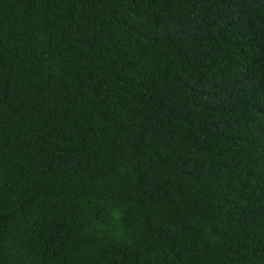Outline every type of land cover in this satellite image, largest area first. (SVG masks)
Segmentation results:
<instances>
[{
	"label": "trees",
	"instance_id": "trees-1",
	"mask_svg": "<svg viewBox=\"0 0 264 264\" xmlns=\"http://www.w3.org/2000/svg\"><path fill=\"white\" fill-rule=\"evenodd\" d=\"M0 264H264V0H0Z\"/></svg>",
	"mask_w": 264,
	"mask_h": 264
}]
</instances>
